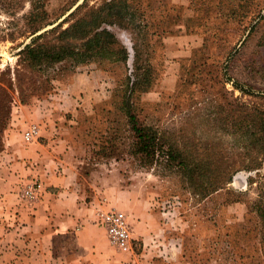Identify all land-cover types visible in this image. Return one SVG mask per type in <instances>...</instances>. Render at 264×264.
<instances>
[{
    "label": "rangeland",
    "instance_id": "374dc122",
    "mask_svg": "<svg viewBox=\"0 0 264 264\" xmlns=\"http://www.w3.org/2000/svg\"><path fill=\"white\" fill-rule=\"evenodd\" d=\"M109 3L100 13L109 25L97 30L113 35L110 54L40 66L21 54L78 45L61 32ZM128 109L155 134L151 159L133 155ZM31 125L37 138L24 144ZM5 137L17 146L60 138L91 224L121 212L130 235L145 236L133 245L160 249L155 261H171L174 245L191 264H264V0H0V152ZM168 147L187 164H169ZM34 180L37 200L39 176L12 193L26 201ZM214 180L220 188L207 194ZM73 243L51 244L64 256Z\"/></svg>",
    "mask_w": 264,
    "mask_h": 264
},
{
    "label": "crops",
    "instance_id": "0c3cea01",
    "mask_svg": "<svg viewBox=\"0 0 264 264\" xmlns=\"http://www.w3.org/2000/svg\"><path fill=\"white\" fill-rule=\"evenodd\" d=\"M12 141L5 137L0 152V166L7 173L0 179V264H191L174 245L168 248L171 261H155L160 249L153 244H132L130 251L122 252L102 243L101 229L91 224L94 208L83 206L73 192L76 169L70 148L60 138L27 146ZM34 176L42 181L38 199H17L14 184ZM66 235H72L74 243L60 256L51 243ZM140 236L131 238L143 242L145 236ZM15 237L18 245L5 249Z\"/></svg>",
    "mask_w": 264,
    "mask_h": 264
},
{
    "label": "trees",
    "instance_id": "16d2710c",
    "mask_svg": "<svg viewBox=\"0 0 264 264\" xmlns=\"http://www.w3.org/2000/svg\"><path fill=\"white\" fill-rule=\"evenodd\" d=\"M107 6L108 9L111 8L110 3L104 4L101 8L87 13L83 19H79L61 32V39L69 38L70 40L79 42L78 45L65 43L64 45L47 48L42 46H25L21 50V54L24 55L32 66H40L41 64L52 65L64 60H69L74 64H81L94 57L110 54L112 51H109L108 47L114 43L113 35L103 28L97 30L100 24L109 25L106 19L107 14L100 16V13L102 14ZM120 52L125 59V51L120 49ZM126 117L134 139L132 147L133 155L143 154L149 159L153 158L156 152L159 153V148L155 147L157 142L155 134L144 127L136 125L135 117L129 109L126 111ZM163 155L169 164L173 163V166H184L187 164L180 152L171 147H168ZM223 180L221 182L225 184L226 181ZM218 186V180L212 181V184L206 190L208 191L207 194L219 189L220 187Z\"/></svg>",
    "mask_w": 264,
    "mask_h": 264
},
{
    "label": "built area",
    "instance_id": "2783aa9c",
    "mask_svg": "<svg viewBox=\"0 0 264 264\" xmlns=\"http://www.w3.org/2000/svg\"><path fill=\"white\" fill-rule=\"evenodd\" d=\"M38 131L35 126H28L21 134L24 144L37 138ZM40 183L36 180L27 184L22 191V198L32 202L37 198ZM96 222L103 230L108 244L116 250L125 252L131 250L132 239L125 216L115 210H106L96 215Z\"/></svg>",
    "mask_w": 264,
    "mask_h": 264
}]
</instances>
